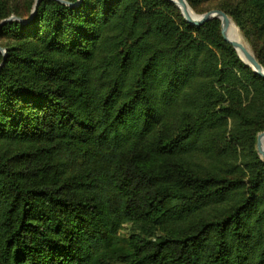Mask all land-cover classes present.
I'll use <instances>...</instances> for the list:
<instances>
[{"label":"trees","instance_id":"trees-1","mask_svg":"<svg viewBox=\"0 0 264 264\" xmlns=\"http://www.w3.org/2000/svg\"><path fill=\"white\" fill-rule=\"evenodd\" d=\"M16 1L0 0L19 19L0 25V264H264V79L219 21L169 0ZM186 1L230 16L264 67V0Z\"/></svg>","mask_w":264,"mask_h":264},{"label":"water","instance_id":"water-1","mask_svg":"<svg viewBox=\"0 0 264 264\" xmlns=\"http://www.w3.org/2000/svg\"><path fill=\"white\" fill-rule=\"evenodd\" d=\"M58 1L69 4L64 0H58ZM169 1H171L177 6V8L180 10V14L183 16L185 21L191 25L200 26L209 20L218 19L220 22V32L224 41H226L228 44L232 46V48L237 52L238 56L244 62L245 65L250 67L254 73H256L257 75L261 76L264 79V67L257 61L252 51L249 54L240 44L228 38L227 31L230 23H232L233 21L225 12L219 9H211L201 14H196L193 11H192L193 13H190L188 10V8L190 9V7L188 6L186 0H169ZM38 2L39 0H35L33 11L37 6ZM13 19H17V18L14 16H10L0 21V25ZM240 53L244 56L245 58L244 60L241 58ZM255 149L260 159L264 161V130L259 132L256 136Z\"/></svg>","mask_w":264,"mask_h":264},{"label":"bare ground","instance_id":"bare-ground-1","mask_svg":"<svg viewBox=\"0 0 264 264\" xmlns=\"http://www.w3.org/2000/svg\"><path fill=\"white\" fill-rule=\"evenodd\" d=\"M190 13H193L191 9H189ZM227 36L230 40L235 41L236 43L240 44L249 54L251 53V50L247 43L244 41L240 31L238 30L237 26L232 22L229 25ZM241 54V53H240ZM241 58L244 60V56L241 54Z\"/></svg>","mask_w":264,"mask_h":264},{"label":"rangeland","instance_id":"rangeland-1","mask_svg":"<svg viewBox=\"0 0 264 264\" xmlns=\"http://www.w3.org/2000/svg\"><path fill=\"white\" fill-rule=\"evenodd\" d=\"M18 2H20V0H17L16 1V3H18ZM187 2V1H186ZM188 4V3H187ZM189 6V5H188ZM209 6H212V5H210L209 3L207 4V7H209ZM190 7V6H189ZM190 9L194 12V13H196L191 7H190ZM196 14H200V13H196ZM11 16H14V15H11ZM15 17V16H14ZM230 17V16H229ZM231 18V17H230ZM215 20H217V21H219L218 19H215ZM231 20H232V18H231ZM233 21V20H232ZM233 23H234V21H233ZM219 24H220V22H219ZM235 24V23H234ZM236 25V24H235ZM237 26V25H236ZM237 28H238V30L240 31V29H239V27L237 26ZM240 33H241V35H242V37H243V39H244V41L247 43V45L249 46V48H250V50L252 51V53H253V50H252V48H251V46H250V44H249V42L246 40V38L244 37V35L242 34V32L240 31ZM0 52H4V50L2 49V48H0ZM254 54V53H253ZM247 66V65H246ZM260 158V157H259ZM263 161V160H262ZM130 230H131V227H130V225L129 224H124L123 225V227H122V229L120 230V234L122 235V236H124V237H127L128 235H129V232H130Z\"/></svg>","mask_w":264,"mask_h":264}]
</instances>
